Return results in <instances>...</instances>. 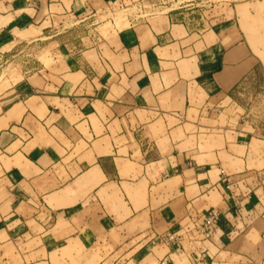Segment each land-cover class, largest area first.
I'll return each instance as SVG.
<instances>
[{
	"label": "crops",
	"instance_id": "0c3cea01",
	"mask_svg": "<svg viewBox=\"0 0 264 264\" xmlns=\"http://www.w3.org/2000/svg\"><path fill=\"white\" fill-rule=\"evenodd\" d=\"M136 1L0 0V63L21 62L0 92V264H264V128L236 97L258 69L264 94V0L102 34Z\"/></svg>",
	"mask_w": 264,
	"mask_h": 264
},
{
	"label": "rangeland",
	"instance_id": "374dc122",
	"mask_svg": "<svg viewBox=\"0 0 264 264\" xmlns=\"http://www.w3.org/2000/svg\"><path fill=\"white\" fill-rule=\"evenodd\" d=\"M248 1L257 0H137L132 4L124 6V8L112 10L109 16L103 18L102 21L99 22V25H101L100 30L103 32L102 34H105L107 30H115L127 26L129 24V18H133L134 22H143L144 20L146 21V18L153 15L183 12L182 15H179V20H181V17H183V19L185 17L186 21L190 20L197 28H205L229 19L233 16L234 11L237 10L234 5L246 3ZM243 9L245 8H240V10ZM243 13V15H245V10H243ZM80 34L81 30L66 32L59 36L60 42L70 44L76 40ZM35 47L37 46H33V48H31L32 51L30 50L28 52L29 55H27V58L32 60L34 57H39L38 48ZM42 59L45 62H51V59H48L45 55L42 56ZM19 64H21V62H13L10 66L6 63L3 65L0 63V75H2L0 79V92L5 87L9 86V81L7 79L8 73L10 74L9 78L15 76V80H18L13 68L15 67L14 65ZM262 86L263 72L261 69H258L256 76L253 79L247 80L246 83L236 91V93H240L236 94L238 101L244 105L249 104L250 107L255 110V124H257L261 130L264 128V94L262 93ZM259 133L264 136V129L263 132ZM159 236L164 243L182 245V242L185 240L183 239V234L179 233V231L170 232L168 234L164 233ZM171 236H173V239H171ZM179 260L178 264L181 261L180 264H185L187 262L186 258ZM162 262H164L163 264L167 263L166 260ZM130 264H134V261Z\"/></svg>",
	"mask_w": 264,
	"mask_h": 264
},
{
	"label": "built area",
	"instance_id": "2783aa9c",
	"mask_svg": "<svg viewBox=\"0 0 264 264\" xmlns=\"http://www.w3.org/2000/svg\"><path fill=\"white\" fill-rule=\"evenodd\" d=\"M219 219V214L216 212H211L208 217L204 220V223L202 225V227L200 228V231H202V233L207 232V230L213 225L215 224ZM171 239H173V236H171Z\"/></svg>",
	"mask_w": 264,
	"mask_h": 264
}]
</instances>
